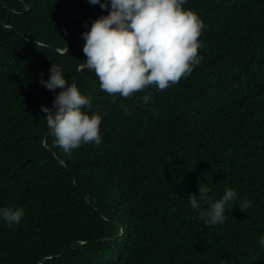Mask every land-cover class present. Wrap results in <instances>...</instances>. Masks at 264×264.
Masks as SVG:
<instances>
[{"label":"trees","instance_id":"16d2710c","mask_svg":"<svg viewBox=\"0 0 264 264\" xmlns=\"http://www.w3.org/2000/svg\"><path fill=\"white\" fill-rule=\"evenodd\" d=\"M101 3L0 0V210L24 212L0 216V264H264V0H185L200 63L127 98L77 67ZM52 65L101 117V143L57 146L41 111L62 91L42 84ZM228 189L224 223H206Z\"/></svg>","mask_w":264,"mask_h":264},{"label":"clouds","instance_id":"9594fccd","mask_svg":"<svg viewBox=\"0 0 264 264\" xmlns=\"http://www.w3.org/2000/svg\"><path fill=\"white\" fill-rule=\"evenodd\" d=\"M91 5L99 4L101 9L108 7L101 0H89ZM185 0H110L107 16L96 19L89 31L83 34L85 41L84 63L78 70H92L99 80L100 88L115 97L127 98L133 93L155 85L163 91L170 84H176L199 64V36L202 21L195 13L184 10ZM67 53V47H65ZM44 87L55 91L62 89L53 102V109L41 107L46 113V122L58 147L65 153L78 148L81 143H101V117L81 111L90 107L89 99L82 96L75 84L69 85L58 66L52 65L48 81ZM145 95L142 102L147 103ZM210 189L199 187L201 199L207 197ZM236 199V193L228 189L223 197L210 204L208 210L201 211L206 223L222 224L225 221V207ZM193 209L200 201L189 196ZM250 207L245 201L241 208ZM24 212L22 209L0 210L9 225L19 224ZM264 246V238L260 240Z\"/></svg>","mask_w":264,"mask_h":264},{"label":"water","instance_id":"95a60500","mask_svg":"<svg viewBox=\"0 0 264 264\" xmlns=\"http://www.w3.org/2000/svg\"><path fill=\"white\" fill-rule=\"evenodd\" d=\"M82 45H84V43H82Z\"/></svg>","mask_w":264,"mask_h":264}]
</instances>
